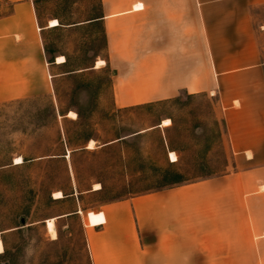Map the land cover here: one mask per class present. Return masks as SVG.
<instances>
[{
    "label": "crops",
    "instance_id": "1",
    "mask_svg": "<svg viewBox=\"0 0 264 264\" xmlns=\"http://www.w3.org/2000/svg\"><path fill=\"white\" fill-rule=\"evenodd\" d=\"M40 1L0 0V100L45 92L67 75V57L48 47L49 34L101 27L107 58L138 61L122 74L132 82L127 91L115 88L116 106L212 94L234 160L235 172L217 180L94 210H83L77 194L74 209L56 219L80 218L90 263L264 264V57L251 15L264 0H101L99 15L72 24L42 20Z\"/></svg>",
    "mask_w": 264,
    "mask_h": 264
},
{
    "label": "rangeland",
    "instance_id": "2",
    "mask_svg": "<svg viewBox=\"0 0 264 264\" xmlns=\"http://www.w3.org/2000/svg\"><path fill=\"white\" fill-rule=\"evenodd\" d=\"M100 4L42 0L38 9L44 21L59 17L72 24L99 15ZM251 15L264 57V6L253 7ZM46 43L66 55L67 75L45 92L0 100V264H91L79 217L56 219L55 234L47 230L48 220L74 209L77 194L87 211L175 182L217 180L235 172L218 97L182 93L118 108L115 88L127 91L132 82H124L122 74L138 61L107 58L101 27L61 29ZM195 46L199 76L201 45ZM99 60L106 64L94 68ZM167 119L171 126L149 130ZM90 141L95 149L87 148ZM18 158L24 163L15 165ZM96 185L101 189L94 193ZM57 192L63 200H54Z\"/></svg>",
    "mask_w": 264,
    "mask_h": 264
},
{
    "label": "bare ground",
    "instance_id": "3",
    "mask_svg": "<svg viewBox=\"0 0 264 264\" xmlns=\"http://www.w3.org/2000/svg\"><path fill=\"white\" fill-rule=\"evenodd\" d=\"M59 26V22L58 20H53L50 22V27H57ZM65 62V58L64 57H59L58 58V63H63ZM105 64V62L102 60H99L96 64V67L99 68L101 66H103ZM69 116L70 117H73V118H77V114L74 113V112H70L69 113ZM171 124V120H165L163 125L164 126H170ZM95 148V141H90L89 144H88V149H94ZM24 161L22 158H18L15 160V165H21L23 164ZM101 189V186L100 185H96L94 190H100ZM64 198L63 194L61 192H57L54 194V199L55 200H59V199H62ZM55 222H56V218H53V219H50L48 220L46 223H47V230H49L50 232H52V234H55ZM48 231V232H49ZM53 237V236H52ZM54 239V238H53ZM4 253V246H3V243L0 241V254H3Z\"/></svg>",
    "mask_w": 264,
    "mask_h": 264
},
{
    "label": "trees",
    "instance_id": "4",
    "mask_svg": "<svg viewBox=\"0 0 264 264\" xmlns=\"http://www.w3.org/2000/svg\"><path fill=\"white\" fill-rule=\"evenodd\" d=\"M175 183H177V182H175Z\"/></svg>",
    "mask_w": 264,
    "mask_h": 264
}]
</instances>
